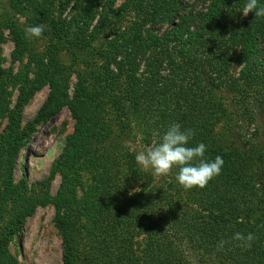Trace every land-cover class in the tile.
<instances>
[{
  "label": "trees",
  "instance_id": "obj_1",
  "mask_svg": "<svg viewBox=\"0 0 264 264\" xmlns=\"http://www.w3.org/2000/svg\"><path fill=\"white\" fill-rule=\"evenodd\" d=\"M8 1L32 10V21L51 19L56 42L47 59L36 60L0 134V264H18L9 243L35 208L14 180L18 155L64 105L75 128L52 166L49 180L61 173L60 188L54 196L45 191L63 237V264L78 263L84 238L97 264H264V134L258 123L248 138L240 132L221 140L216 130L227 100L244 106L250 123L262 114L264 17L242 18L246 0H203L201 9L186 0H125L118 8L115 0H73L78 11L68 23L61 12L72 0H63L60 16L57 0ZM73 24L80 32L67 39ZM59 43L73 55L72 96L71 71L57 66ZM234 65H242L238 75ZM44 84L45 102L20 128L21 109ZM172 122L193 131L189 146L203 142L206 158L224 160L203 188L177 187L176 168L147 173L126 147L135 129L151 145ZM86 172L96 176L79 195ZM237 232L253 240H234Z\"/></svg>",
  "mask_w": 264,
  "mask_h": 264
},
{
  "label": "rangeland",
  "instance_id": "obj_2",
  "mask_svg": "<svg viewBox=\"0 0 264 264\" xmlns=\"http://www.w3.org/2000/svg\"><path fill=\"white\" fill-rule=\"evenodd\" d=\"M62 1L57 0L59 6L56 14L60 16L62 13L61 17L68 21L70 20L69 17L78 10L75 11L73 8L74 2L72 0L67 8L61 12L65 3ZM186 1L195 6L196 9L204 8L203 0ZM124 2L125 0H115L114 7L118 8ZM32 16H35L32 10L27 11L23 8L20 12L12 7L8 0H0V134L7 128L10 120L9 114L17 102L21 87L35 76L36 60L47 59L49 51L53 49L51 46L56 42L52 39L51 33L53 21L51 19L39 21L37 18L32 21L29 18ZM244 17H248V14L245 16L242 13V18ZM37 24L43 25L44 31L41 36L26 37L25 28ZM127 24L125 21L124 25ZM13 28H17L16 30L21 32L22 44L19 47L15 33L12 31ZM79 32L78 27L73 24L70 32L66 33V38H74V33L78 34ZM58 46V49L61 50L59 62L62 65L57 66H64L71 71L69 94L72 96L77 81L74 74L75 68H72L74 64L72 51L63 43H59ZM94 61H100L98 55L94 57ZM82 66L80 65V67ZM234 67L235 74L238 75L242 65H234ZM49 92L48 84L42 85L34 92L30 100L21 109L20 128L23 129L35 118ZM226 107L227 114L216 127L217 132L222 136L221 140L228 139L229 136L234 138L240 132L248 138L255 132L257 123L260 125L258 132L264 134V109L261 110L263 115L261 114L256 122L250 123L247 120L250 115L244 106L234 105L233 100H227ZM262 108H264V103ZM74 128L75 119L72 112L68 105H64L51 119L36 126L30 140L26 142L18 155L14 169V180L25 189V200L29 198L35 202L32 213L28 214L9 243V249L18 260V264H63V237L57 225L55 206L45 198V191L48 190L54 196L60 188L62 175L58 172L49 180L51 170L54 161L62 153L66 140L73 133ZM125 131L129 132L130 130L125 128ZM135 133L137 134L136 138H130L131 136L128 134L130 137L125 141L128 151L134 154L148 146L137 129H135ZM145 171L151 172V170ZM94 176H96L94 172L84 174L78 190L79 195H85V190L93 182L92 177ZM8 217L9 215L5 214L1 218L7 220ZM86 239L82 240L81 258L77 264H97V259H91V256H88L90 254L88 248L92 244ZM135 242H142V238L137 237ZM101 264H109L107 258Z\"/></svg>",
  "mask_w": 264,
  "mask_h": 264
},
{
  "label": "clouds",
  "instance_id": "obj_3",
  "mask_svg": "<svg viewBox=\"0 0 264 264\" xmlns=\"http://www.w3.org/2000/svg\"><path fill=\"white\" fill-rule=\"evenodd\" d=\"M249 12L254 13L255 17H264V6H260L258 0H246L242 13L246 16ZM43 31V25L40 24L25 28L28 38L40 37ZM193 135L191 129H183L177 122L170 123L157 143L145 146L135 154L136 164L141 169L151 170L154 176H166L176 168L178 171L174 178L184 189L205 187L221 173L224 160L221 156L206 158L207 146L203 142L189 146ZM233 239L250 243L253 236L251 233L244 236L237 232Z\"/></svg>",
  "mask_w": 264,
  "mask_h": 264
}]
</instances>
